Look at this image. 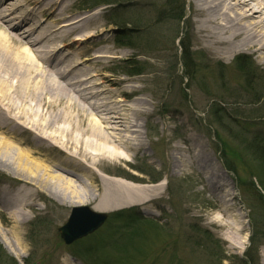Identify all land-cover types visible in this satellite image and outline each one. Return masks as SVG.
I'll use <instances>...</instances> for the list:
<instances>
[{
    "label": "rangeland",
    "instance_id": "obj_1",
    "mask_svg": "<svg viewBox=\"0 0 264 264\" xmlns=\"http://www.w3.org/2000/svg\"><path fill=\"white\" fill-rule=\"evenodd\" d=\"M102 1L59 0L57 12L69 18L89 17L69 32L71 37L90 38L68 50L82 59L99 55L82 68L98 75L99 81L92 78L88 88L100 91L99 99L117 102L119 90L127 89L134 92L130 100L141 95L147 100L150 117L141 131L152 155L132 157L108 170L134 174L150 186L165 182V189L150 213L133 207L105 212L107 221L101 228L69 246L59 229L73 208L39 195V208L27 211L30 221L22 228L25 256L18 260L0 236V264H262L264 166L255 150L264 148V69L248 53L214 60L197 41L191 0ZM7 4V21L16 15L32 19L34 13L44 23L42 28L48 25L47 17L33 10V0ZM183 47L189 50L188 59ZM240 56L253 64L247 73L235 62ZM102 100L98 103L105 106ZM180 143L185 148L200 144L213 160L210 167L221 174L217 182L231 185V194L222 188L214 191L196 169L172 173L170 156ZM213 182L216 186V179ZM16 187L15 178L0 169V196L4 189ZM219 196L230 214L244 217L240 236L248 242L243 252L230 248L224 229L214 222L223 205ZM13 226L8 213L0 210V232Z\"/></svg>",
    "mask_w": 264,
    "mask_h": 264
},
{
    "label": "bare ground",
    "instance_id": "obj_2",
    "mask_svg": "<svg viewBox=\"0 0 264 264\" xmlns=\"http://www.w3.org/2000/svg\"><path fill=\"white\" fill-rule=\"evenodd\" d=\"M7 1L0 0V169L15 178L17 187L4 189L0 196V210L14 222L0 236L10 253L22 260V228L30 221L27 211L39 208V195L67 208L90 206L97 213L132 207L150 213L166 183L150 186L134 174L108 170L132 157L152 155L141 131L150 116L143 95L130 100L134 92L120 89V100L103 101L100 91L88 88L92 78L99 81L98 75L82 68L99 55L82 59L68 50L90 38L71 37L69 32L82 27L88 15L69 18L57 12L59 0H48L47 6L33 0V10L47 17L48 25L42 28L44 23L34 13L32 19L16 15L7 21ZM191 1L197 41L214 60L248 53L264 69V0ZM101 100L105 106L98 103ZM170 161L172 173L196 169L214 191L222 188L231 194V185L217 182L221 174L210 167L213 160L200 144H176ZM117 175L124 179L114 178ZM219 198L223 204L225 199ZM220 214L214 222L224 229V239L231 249L243 252L248 242L240 236L244 217L230 214L225 204ZM262 255L264 264V250Z\"/></svg>",
    "mask_w": 264,
    "mask_h": 264
},
{
    "label": "water",
    "instance_id": "obj_3",
    "mask_svg": "<svg viewBox=\"0 0 264 264\" xmlns=\"http://www.w3.org/2000/svg\"><path fill=\"white\" fill-rule=\"evenodd\" d=\"M106 220V214L96 213L88 207H77L72 210L68 222L59 229V232L64 243L71 245L95 232Z\"/></svg>",
    "mask_w": 264,
    "mask_h": 264
},
{
    "label": "trees",
    "instance_id": "obj_4",
    "mask_svg": "<svg viewBox=\"0 0 264 264\" xmlns=\"http://www.w3.org/2000/svg\"><path fill=\"white\" fill-rule=\"evenodd\" d=\"M102 2H105V3H107V2H109V0H104V1H102ZM108 4H111V3H108ZM116 25H119V24H116ZM184 48V47H183ZM184 50V52H183V54L186 56V59H188V55H189V50L187 49V48H184L183 49ZM236 64H237V66L239 67V69H240V71H242L243 73H247V71L252 67V62H249L248 60H247V57H245V56H240V57H237L236 58ZM255 152L257 153V158H258V161L259 162H261L262 164H263V166H264V148H259V147H257L256 148V150H255ZM264 169V168H263ZM264 173V172H263ZM262 173V174H263ZM264 175V174H263ZM244 190H246V189H244ZM246 192H247V190H246ZM261 197H260V204H261V206H262V208H263V212H262V217H264V197L262 196V195H260ZM260 222V219H257L256 220V225H255V230H257L258 229V223ZM252 243L253 244H255L256 243V239H254V237L252 238ZM123 250H126V248H122Z\"/></svg>",
    "mask_w": 264,
    "mask_h": 264
}]
</instances>
